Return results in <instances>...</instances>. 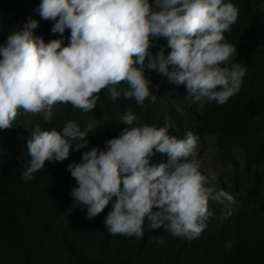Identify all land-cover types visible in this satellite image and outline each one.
Masks as SVG:
<instances>
[{"label": "clouds", "instance_id": "obj_1", "mask_svg": "<svg viewBox=\"0 0 264 264\" xmlns=\"http://www.w3.org/2000/svg\"><path fill=\"white\" fill-rule=\"evenodd\" d=\"M37 11L41 19L53 22L51 32L60 38L45 42L35 36L38 22L29 19L0 44V129L10 128L20 109L42 114L45 121L51 120L57 104L91 112L102 89L112 101L123 96L140 106L149 98L155 102L145 68L183 85L186 98L201 105L211 101L223 105L241 88L246 69L230 63L237 49L224 36L238 18L232 3L41 0ZM66 29L70 37L65 44ZM153 38L166 39L171 51L165 54L161 47L153 54ZM122 82L127 87L118 90ZM137 119L128 111L119 121L131 126ZM96 125L89 121L82 130L70 120L57 131L42 130L37 124L27 141L30 160L22 178L31 180L46 162L68 159L73 145L77 151L86 148L87 136ZM200 147L192 131L177 138L163 127H125L103 149L93 146L83 152L80 162L68 164L78 185L71 196L87 206L89 218L115 198L104 220L113 235L142 237L147 219L149 230L163 228L174 237L198 238L212 215L209 201L235 203L228 181L235 179L236 189L246 182L237 179L239 170L233 165L209 152L197 156ZM156 152L164 156V162L151 163ZM153 242L163 240L153 238Z\"/></svg>", "mask_w": 264, "mask_h": 264}, {"label": "trees", "instance_id": "obj_2", "mask_svg": "<svg viewBox=\"0 0 264 264\" xmlns=\"http://www.w3.org/2000/svg\"><path fill=\"white\" fill-rule=\"evenodd\" d=\"M40 2L0 0V44L29 19L38 22L35 36H42L45 42L60 38L59 33L51 32L53 22L41 19ZM222 2L238 9L236 23L224 33L226 42L237 49L230 63L246 69L239 92L225 104L193 102L186 98L183 85L145 68L155 102L149 98L140 106L123 96L112 101L102 89L91 112L57 104L51 120L45 121L42 114L34 116L20 109L13 125L0 129V264H264V0ZM69 37L66 29L65 44ZM152 43L153 54L161 47L165 54L171 51L164 38H153ZM128 111L138 117L131 126L119 121ZM70 120L82 130L87 122H96L94 132L87 136L88 146L77 151L73 145L68 159L46 162L25 181L22 174L30 160L27 141L36 125L62 131ZM145 124L163 127L177 138L192 131L201 144L197 156L209 152L239 170L238 180L246 179L237 189L235 179L228 181L227 190L235 203L209 201L212 215L198 238L174 237L163 228L149 230L147 219L142 237L113 235L104 220L115 198L99 215L89 218L87 206L71 196L78 185L67 170L69 163L80 162L83 152L93 146L103 149L125 127ZM164 161L158 152L151 157L153 164ZM153 238L163 243H155Z\"/></svg>", "mask_w": 264, "mask_h": 264}, {"label": "rangeland", "instance_id": "obj_3", "mask_svg": "<svg viewBox=\"0 0 264 264\" xmlns=\"http://www.w3.org/2000/svg\"><path fill=\"white\" fill-rule=\"evenodd\" d=\"M206 157H207V161H210L211 159H210V157H208V155H206ZM217 164L216 163H214V166H216Z\"/></svg>", "mask_w": 264, "mask_h": 264}, {"label": "bare ground", "instance_id": "obj_4", "mask_svg": "<svg viewBox=\"0 0 264 264\" xmlns=\"http://www.w3.org/2000/svg\"><path fill=\"white\" fill-rule=\"evenodd\" d=\"M184 123H185V122H184ZM184 123H183V124H184ZM211 179H212V175H211ZM259 244H260V243H259Z\"/></svg>", "mask_w": 264, "mask_h": 264}]
</instances>
